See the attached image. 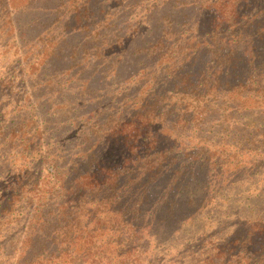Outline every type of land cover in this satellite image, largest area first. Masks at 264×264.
I'll return each mask as SVG.
<instances>
[{"label": "rangeland", "instance_id": "1", "mask_svg": "<svg viewBox=\"0 0 264 264\" xmlns=\"http://www.w3.org/2000/svg\"><path fill=\"white\" fill-rule=\"evenodd\" d=\"M109 1L111 0L101 2L99 6L93 0H13L12 4L15 6L12 8H5L4 3L1 4L0 76L3 77L0 78L11 81L14 73L17 72V76L14 87L8 85L0 88V107L6 105L9 90L15 94L28 91L21 85V80L31 75L29 63L25 64V59L18 60V55L14 54L16 40L13 36L18 29L25 34L18 36V39L35 42L32 47L34 53L39 51L46 60L47 53L54 56L60 67L69 64L71 72L66 78L62 76L65 75L63 73L48 80L40 75L37 79L33 76L29 92L34 94L36 86L43 81L48 85L47 89H50L53 84L62 81L68 86L82 80L80 87L86 88L87 92L80 96V100L85 107L88 95H96L97 98L107 95L111 83L112 89H121L130 77V82L125 87L132 89L136 84L134 76L140 67L136 66L137 60L132 59L140 53L138 50L144 52L147 49L145 35L142 33L155 27L184 31L190 28V22L196 18H191L192 13L186 12V19L176 18L172 22L169 18L168 27L158 19L168 15L178 17L176 5H172L170 0L169 5L163 4L167 0H120L121 4L114 10V15L110 14L104 19V23L99 24L97 22L103 18L102 15L111 9ZM82 4L90 12L99 13L100 16L96 15L97 21L94 22L91 15V20L88 21L92 24L87 29L75 30L68 35L69 25L66 21ZM181 23H184L183 26ZM36 34L41 35L37 42L25 40ZM57 36L60 39L58 49L55 47L50 53V41H57ZM182 36L185 39L187 35ZM19 43L21 41L17 44ZM71 47L75 48L71 50ZM60 49L61 53L58 52ZM67 55H70L68 62L65 60ZM139 60H145L143 53L139 55ZM43 68L47 72V64ZM117 81L120 83L116 84ZM99 83L106 86H100L103 88L99 89ZM89 87L96 91L91 92ZM41 94L46 95L44 92ZM131 95H134V91ZM248 96L243 98L245 103L242 106L231 107L222 101L226 97L224 95L212 109L202 112L196 120L190 118L184 125L180 124V117L190 114V111H183L179 105L172 111V117L178 122L172 137L176 143L189 146V150L177 152L171 166L161 168L158 183L165 186L163 184L168 178L173 180L169 177L171 173L178 176L176 181H183L182 178L187 177L190 180L188 186L171 196L175 197L171 201L174 209L178 210L174 218L165 214L168 196L158 191L152 199L147 196L141 198L138 203L140 211L132 215L123 206L126 198L114 196L105 187L88 188L77 194L71 192L68 196L64 191L61 192L64 196L50 202L47 207L54 206L47 213L40 212L39 217L43 221L49 220L44 228L49 227L50 230L61 229L65 225L64 222L56 226L49 225L52 219L72 218V214L73 219L83 222L82 230H76L80 238L79 248H76L72 256L74 260L69 262L66 260L69 257L65 256L62 264H207L210 257L223 253L221 248L227 242L242 240L254 223L264 222V100ZM134 97H129L134 104L129 105L128 114H132L141 101L139 94L136 95L137 100ZM189 99L192 101L193 97L189 96ZM172 100L176 102L174 98ZM12 101L17 99L9 98V102ZM13 102L10 103L11 110L17 103ZM7 117L14 119L15 124L20 123L16 120L17 115L10 110ZM2 118L0 112V119ZM97 123L100 124L101 121ZM78 125L75 124L74 117L70 121L67 119L64 129L68 127L69 134L61 132L53 141L48 140L47 131L40 133L24 154L19 155L14 151L8 168L16 169L17 173L20 171L23 178L29 175L27 178L35 181L28 184L30 189L36 185L38 176L41 177L43 173L45 175L50 169L48 161L52 159L57 165L68 162V167L72 165L74 169H78L79 163H83L85 167V157L92 152L102 155V160L105 163L109 161L112 167L121 164L123 157H128V161L132 159L125 155L126 144L120 137L107 141L109 138H102L101 132L98 137H91L90 140L83 137L81 142L74 134L78 131ZM50 129L54 130L53 127ZM72 131L74 132L70 134ZM49 142L52 143L48 145ZM49 152L52 154L51 159L47 158ZM67 154L75 156L74 160L65 161ZM39 162L45 166L42 174L38 173ZM136 166L132 163L129 165L128 173L132 177L136 175ZM47 189L44 186L41 194ZM31 196L32 193L24 194L18 202L19 207L14 208L19 215L10 214L1 221L0 264L28 262L42 254V251H47L48 244L43 239L36 242L32 239V245L26 244L28 233L31 232L29 219H26V212L29 211L27 199ZM189 197L193 200L188 202ZM153 200L157 201L152 203ZM97 221L98 228L100 226L103 232L95 230L94 237L89 239V235L84 234V229L91 228ZM42 244L45 245L43 248ZM97 247L103 248L106 253L101 261L98 257H93ZM17 249L20 251L17 252ZM50 249L55 250L52 247Z\"/></svg>", "mask_w": 264, "mask_h": 264}, {"label": "trees", "instance_id": "2", "mask_svg": "<svg viewBox=\"0 0 264 264\" xmlns=\"http://www.w3.org/2000/svg\"><path fill=\"white\" fill-rule=\"evenodd\" d=\"M12 1L0 0V5L4 3L5 8H12L15 6ZM93 1L99 6V3L106 0ZM111 1H109L111 9L102 15L103 18L97 23H104V19L110 14L114 15V10L121 4L120 0ZM168 3L169 0L163 4L169 5ZM170 3L176 5L178 17L160 16L159 22L170 27L169 18L172 22L176 18L183 20L187 17L186 12H189L193 15L191 18L196 17L195 21L190 22V28L178 32L166 27H155L142 33L145 35L147 49L144 52L138 50L140 53L132 59L137 60L136 66L140 67L134 76L136 84L132 89L125 87L130 82V77L121 89H112L111 83L107 95L100 98L88 95L85 107L80 100V96L87 92L86 88L80 87L79 83L82 80L78 84L68 86L62 81L53 84L50 89H47L48 85L43 81L40 87L36 86L34 94L29 92L33 76L35 79L41 76L48 80L65 73L62 76L66 78L67 74L71 75L70 67L67 63L60 67L54 56L48 53L46 55L48 60L44 59L39 51L34 53L32 47L35 46L33 44L35 42L29 43L22 38L18 39V36L25 35L23 31L18 29L13 36L16 40L14 54L18 55V60L25 59V64L29 63L31 75L21 80V85L28 91L15 94L9 90L6 110L4 105L0 107L3 117L0 119V224L10 214L19 215L14 208L19 207L18 202L24 194L32 193L33 196L27 199L29 211L26 212V219H29L28 226L31 232L28 233L29 239L26 244L32 245V239L35 242L43 239L48 246L46 252L42 251V254L29 259L28 262L12 264H62L65 256L69 257L66 259L69 262L74 260L72 256L76 248H79L80 238L76 230L79 228L82 230L83 222L80 219H73L72 214V218L52 219L49 225L56 226L61 222L65 225L61 229L50 230L49 227L44 228L49 220L43 221L39 217L40 212L47 213L54 206L47 207L50 202L64 196L61 195L63 191L68 196L71 192L77 194L84 189L105 187L113 192L114 196L126 198L123 206L129 215L140 211L138 203L141 198L147 196L152 199L158 191L168 196L165 214L174 218L178 210L174 209L171 198L175 197L171 196H175L177 191L188 186L190 180H187V177L182 178L183 181H176L178 176L175 177L171 173L169 177L173 180L168 178L163 184L165 186L158 183L161 168H169L175 161L177 152L189 150V146L176 143L172 137L178 123L172 117V111L178 107L177 105L183 111H190V114L180 117L182 121L180 124L184 125L190 118L196 120L202 112L212 109L224 95L226 97L222 101L231 107L242 106L245 103L243 98L247 95L248 98L257 96L259 100H264V0H170ZM91 15L94 22L97 21L96 15L100 16L99 13L90 12L83 4L78 7L76 13L66 21L69 25L68 35L75 30L87 29L92 24L88 21L91 20ZM182 35L187 36L183 39ZM40 36L37 34L28 36L25 40L37 42ZM19 41L21 43L18 45ZM58 41L59 36L57 41H50L52 48L50 53L57 47ZM74 48L71 47V50ZM61 50L58 52L61 53ZM141 53L147 62L139 60ZM69 58L70 55H67L65 60L68 62ZM46 64L48 73L42 69ZM16 76L17 72L13 74L11 81L0 78V88L8 85L14 87ZM115 83L119 84L120 81ZM100 86L105 87L106 84L99 83L98 88L102 89ZM136 88L138 89L135 90ZM88 89L91 92L96 91L90 87ZM133 91L134 95H131ZM41 92L46 95L43 96ZM137 94L141 101L133 113L128 114L129 105L134 104L129 97L135 96L134 99L137 100ZM189 96L193 97L192 101H189ZM9 98L17 99L15 102L12 101L17 102L12 110ZM173 98L177 103L172 100ZM9 110L17 115L16 120L20 123L15 124L14 119L7 117ZM73 117L75 124H79L78 131L74 134L81 142L83 137L90 140L91 137H98L101 132L102 138H109L107 141L120 137L126 144L125 155L131 156L132 159L128 161V157H123L121 164L112 167L109 161L105 163L102 160V155L92 152L85 157V167L83 163H79L78 169H74L72 165L68 167V162L57 165L52 159L48 161L51 165L45 175L43 173L45 166L39 162L38 173L43 174L41 177L38 176L36 185L28 189V184L35 181L32 178L28 179L29 175L23 178L20 171L17 173L16 169L8 168L14 151L16 150L19 155L24 154L36 136L42 132L47 131L49 141H53L52 139L61 132L69 134L68 127L64 128L67 119L70 121ZM97 121H101L102 125ZM74 157L67 154L65 161L74 160ZM47 158H52L50 152ZM131 163L133 166L137 165L134 177L128 173ZM152 185L154 187H151ZM44 186L48 189L41 194ZM190 200L193 199L189 197L188 202ZM98 223L97 221L91 228L84 229V234L89 235V239L94 237L95 230L103 232L100 226L98 228ZM42 245L43 248L45 245ZM51 247L55 250H51ZM221 249L223 253L210 257L207 264H264V222L257 221L242 240L229 241ZM18 251L20 250L17 249ZM104 255L106 253L103 248L97 247L93 257L96 256L101 261Z\"/></svg>", "mask_w": 264, "mask_h": 264}]
</instances>
